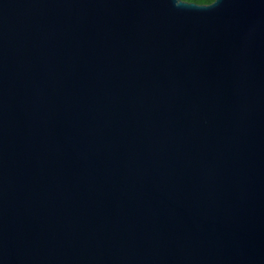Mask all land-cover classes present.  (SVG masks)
<instances>
[{"label":"water","instance_id":"water-1","mask_svg":"<svg viewBox=\"0 0 264 264\" xmlns=\"http://www.w3.org/2000/svg\"><path fill=\"white\" fill-rule=\"evenodd\" d=\"M0 264H264V0H0Z\"/></svg>","mask_w":264,"mask_h":264},{"label":"trees","instance_id":"trees-1","mask_svg":"<svg viewBox=\"0 0 264 264\" xmlns=\"http://www.w3.org/2000/svg\"><path fill=\"white\" fill-rule=\"evenodd\" d=\"M184 1L195 2L198 4H210L213 3L215 0H184Z\"/></svg>","mask_w":264,"mask_h":264}]
</instances>
